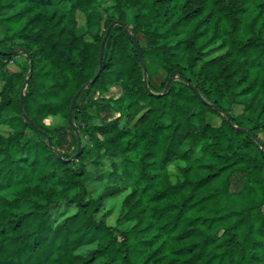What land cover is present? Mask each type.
I'll return each instance as SVG.
<instances>
[{"label":"trees","instance_id":"obj_1","mask_svg":"<svg viewBox=\"0 0 264 264\" xmlns=\"http://www.w3.org/2000/svg\"><path fill=\"white\" fill-rule=\"evenodd\" d=\"M0 29V264H264V0H0Z\"/></svg>","mask_w":264,"mask_h":264},{"label":"rangeland","instance_id":"obj_2","mask_svg":"<svg viewBox=\"0 0 264 264\" xmlns=\"http://www.w3.org/2000/svg\"><path fill=\"white\" fill-rule=\"evenodd\" d=\"M105 20V14L98 8L89 9L87 12L77 13V29L76 32L80 33L83 31H91L94 34H102L103 29V23ZM2 29H0V41L3 39V33ZM162 57L159 56H151L147 58V64L152 70H156L161 61ZM23 60L20 57L14 58L13 62H10L7 66L8 72H17L18 66L22 64ZM181 64H184L183 58L180 57ZM119 93V89L117 86H112L108 89V92L104 95H100L97 90L90 91L86 96L82 97L80 100L81 104H83L86 107V116H85V123L80 120H73L74 126H97L99 123H101L102 115H99L96 110L95 106L96 104L102 105L105 103V101L108 98H115ZM241 112L240 108L235 109V114H238ZM116 116V114L114 115ZM44 123L46 127L53 128L56 126V121L52 119L51 117H47L44 120ZM61 125L67 126L66 122H62ZM262 140H264V134H260ZM114 207L115 211L112 217H110L109 222L110 224H114L115 218L117 216L118 210H119V201L114 200ZM112 206V203L110 204ZM264 211V208H263Z\"/></svg>","mask_w":264,"mask_h":264},{"label":"water","instance_id":"obj_3","mask_svg":"<svg viewBox=\"0 0 264 264\" xmlns=\"http://www.w3.org/2000/svg\"><path fill=\"white\" fill-rule=\"evenodd\" d=\"M134 44H135V47H136V50H137V53H138L139 61H140L141 64H143L142 55H141V53H140V51H139V48H138V46H137V44H136L135 41H134ZM173 80H174V79L172 78L171 81H173ZM93 83H94V79H93L92 81H90V82L86 85V87H84V88L89 87V86L92 85ZM82 90H83V88H81V89H80V90L74 95V98H73L72 103H71V111H72V109H73V107H74L75 100L77 99V97L79 96V94H80V92H81ZM196 93L198 94V92H196ZM71 111H70V113H69L70 118H71ZM73 128L75 129V126H74V125H73ZM79 152H80V148L78 149V152L72 157V159H75L76 156L79 154Z\"/></svg>","mask_w":264,"mask_h":264}]
</instances>
